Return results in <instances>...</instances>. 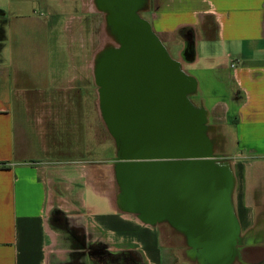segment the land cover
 Here are the masks:
<instances>
[{"label":"crops","instance_id":"1","mask_svg":"<svg viewBox=\"0 0 264 264\" xmlns=\"http://www.w3.org/2000/svg\"><path fill=\"white\" fill-rule=\"evenodd\" d=\"M132 5L168 51L175 34L182 45L180 32L191 35L193 61L183 60V46L174 59L193 80L188 97L203 113L211 154L227 164L238 238L229 264H264V0H133ZM112 11L105 0H0V264H90L92 243L100 251L135 252L140 264H176L179 250L194 251L187 236L165 235L110 199V212L88 215L85 180L73 188L72 162L55 158V93L76 106L86 69L94 81L92 58L83 65L89 59L82 31L114 24ZM76 27L83 35L79 42L72 35ZM67 42L78 43V58ZM62 43L56 55L52 45ZM216 89L221 91L214 98ZM79 170L84 177L85 166ZM55 210L73 229L67 240L50 222ZM179 264L199 263L192 258Z\"/></svg>","mask_w":264,"mask_h":264},{"label":"water","instance_id":"2","mask_svg":"<svg viewBox=\"0 0 264 264\" xmlns=\"http://www.w3.org/2000/svg\"><path fill=\"white\" fill-rule=\"evenodd\" d=\"M119 9L113 22L118 45L104 53L94 69V81L100 87L98 98L104 102L115 143L121 209H147L148 180L135 177L143 164L185 165L188 213L195 208L199 212L186 222L197 229L187 236L194 249L191 256L199 264H229L238 238L227 164L211 154L203 113L188 97L194 91L193 80L128 2H121ZM182 57L193 61L192 39L184 42ZM139 130L155 136L140 139L135 136Z\"/></svg>","mask_w":264,"mask_h":264},{"label":"rangeland","instance_id":"3","mask_svg":"<svg viewBox=\"0 0 264 264\" xmlns=\"http://www.w3.org/2000/svg\"><path fill=\"white\" fill-rule=\"evenodd\" d=\"M142 14V17H144V15L146 16V14ZM139 15L141 16L140 13ZM100 32L101 31H99V28L97 27L86 26V28H84L82 31L84 36L82 35L79 27H76L74 29V34H72L73 37H78V42L79 37L82 38L83 36V38L86 39L84 42L83 40L80 41V43H83V47H81H85L84 50L87 53V58L89 59L86 60L83 65H87L86 62L90 63V59L92 58L91 62L92 67L94 66V69L99 65V61L102 59L104 53L110 51L112 48L117 47L119 42L118 30L110 21L108 22L107 27L103 29L101 33ZM198 33L200 35L199 30ZM60 36L61 40L63 41L64 36L61 34V32ZM173 40L175 42L174 49L169 50L168 53L174 59V57L177 56L178 51L182 49L183 45L178 34L174 35ZM68 45H70V51L74 53L75 57L78 58L80 55L78 43L75 45L73 42H71V44L68 43ZM163 46L165 45L163 44ZM61 48H64V43H62L60 46L57 44L52 45V51L56 53V55H59L60 51H62ZM203 51L204 49L199 47L198 44L197 52L202 54ZM75 62L78 64L79 59H76ZM191 65V63L186 64L187 69H191ZM85 71L87 74L82 78V82L85 84V89L82 92L80 101L76 102V106L67 105L64 103L65 98L62 96L63 94L57 92L54 96V108L51 110L53 117H57L58 121L54 130L53 140V142H57L58 145V151L56 150L57 153L55 154V158L60 162H72L73 168L70 170L69 176L74 181V184L72 183L74 186L73 188L78 190L84 184L82 181L85 180L84 185L86 187H84L83 193L84 199L87 203V214L94 215L97 213H106L111 211L106 204L108 199L120 206L122 193L120 191V184L117 182V178L115 176L114 166L112 165L113 162H111L116 156L114 139L102 119L99 108L100 104L97 86L93 81L90 69L88 68ZM216 90L218 91L212 95L214 98L218 97L220 93L219 91H221L220 89ZM65 105L68 106L67 109L64 107ZM135 136L140 139H145L153 137L155 134H152L148 130H139L136 132ZM80 164L85 166L86 174L84 177H80L82 175V171L79 170ZM89 186L92 188V190ZM182 242L183 238H180L178 243ZM64 244L66 245V242ZM56 245L55 246L57 248L66 247L63 244L60 245L59 243ZM114 253L118 252H112V254L109 255V260L111 259L110 256H112V258L120 256V254ZM178 254L179 259L177 260L176 264L193 258H190L191 254L188 255L184 252V250H179ZM133 255L131 254L130 257H127V254L124 257L126 260H129L133 263L135 260ZM108 264L112 263L109 261ZM119 264L122 263L119 261Z\"/></svg>","mask_w":264,"mask_h":264},{"label":"flooded vegetation","instance_id":"4","mask_svg":"<svg viewBox=\"0 0 264 264\" xmlns=\"http://www.w3.org/2000/svg\"><path fill=\"white\" fill-rule=\"evenodd\" d=\"M108 2L109 8L112 11L113 21H115V15L119 13V4L121 2H128L130 8L133 9V0H105ZM116 24V23H115ZM106 27L99 28L102 32ZM100 32V33H101ZM183 35L185 41L191 39V35H188L186 31L180 32ZM95 71V70H94ZM100 87L97 86V93ZM99 108L103 121L105 122L108 131L111 133L108 125V113L105 109L104 102L99 98ZM112 135V134H111ZM113 136V135H112ZM114 166V160H112ZM138 173L135 175L138 179L147 178L148 180V206L137 210L134 208L130 213L137 215L141 220L150 223L154 227L158 228L165 235H184L188 236L190 232H194V227H187V217L197 216L199 213L197 208L193 212L188 213L187 200L185 194L187 193V167L183 164L174 163H155L149 162L139 167ZM121 188V187H120ZM122 191V189L120 190ZM122 206L117 205V209H121ZM50 222L53 227L65 235V239L68 238V232L73 229H69L66 220L61 216L58 210H55L51 214ZM66 233V234H65ZM79 237H76V242ZM84 240V237L82 238ZM87 243V242H85ZM112 252L100 251L94 243L87 245V257L90 264H108L109 261L112 264H140V260L135 252H118L114 254H120L114 258L109 255ZM130 257L134 254V262L126 260L124 256ZM83 255V254H82ZM119 259V261H118ZM124 260V262H123ZM118 261V262H117Z\"/></svg>","mask_w":264,"mask_h":264},{"label":"trees","instance_id":"5","mask_svg":"<svg viewBox=\"0 0 264 264\" xmlns=\"http://www.w3.org/2000/svg\"><path fill=\"white\" fill-rule=\"evenodd\" d=\"M1 36H2V30H1V28H0V38H1Z\"/></svg>","mask_w":264,"mask_h":264}]
</instances>
